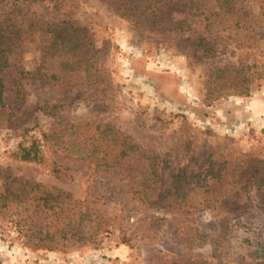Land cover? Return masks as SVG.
I'll return each instance as SVG.
<instances>
[{"label":"rangeland","instance_id":"1","mask_svg":"<svg viewBox=\"0 0 264 264\" xmlns=\"http://www.w3.org/2000/svg\"><path fill=\"white\" fill-rule=\"evenodd\" d=\"M259 3L256 0L251 9L246 5L253 27L210 34L218 51L205 57L202 51L187 57L170 37L140 29L115 11L113 0H69L60 9L48 2L3 5L0 11L6 14L32 12L56 24L77 21L88 42L102 50L94 58L104 66L97 73L92 71L98 80L88 81L84 70L66 75L65 69L55 65V72L64 78L63 86L27 81L24 104L11 116L16 128L7 125L11 113L0 109V167L72 195L63 217L42 214L35 219L37 226L41 223L55 233L52 249L26 242L27 227L20 231L0 218V264H179L185 260L264 264V231L257 225L264 222V211L256 208L260 206L256 186L264 178V131L243 120L224 119L231 100L264 96V78L251 86L248 95L229 94L232 80L223 81L234 78L238 65L253 64L255 69L264 64ZM39 45L38 40L31 42L23 54L30 69L42 56ZM64 52L55 48V62ZM44 103L62 104L60 117L34 111ZM203 104L214 108L205 109ZM78 122L84 126H71ZM97 123L129 134L148 153L165 156L167 170L186 174L185 198L168 201L186 207L160 208L133 197L124 177L125 165H95L77 159L88 152L87 137ZM35 124L36 128L24 133L23 128ZM232 125H238L240 132L228 130ZM30 137L42 143L44 162L12 157L19 142ZM51 159L72 167L74 178L55 177L49 169ZM138 160L134 157L133 163ZM212 161L222 165V187L229 195L241 188L244 178L250 179V192L229 199L233 207L244 205L250 210L235 212L221 202L225 199L215 193L220 183L205 176ZM223 218L237 232L217 242Z\"/></svg>","mask_w":264,"mask_h":264},{"label":"trees","instance_id":"2","mask_svg":"<svg viewBox=\"0 0 264 264\" xmlns=\"http://www.w3.org/2000/svg\"><path fill=\"white\" fill-rule=\"evenodd\" d=\"M68 1L0 0V9L3 5L15 6L19 3L31 5L37 2H48L54 9H60ZM113 1L117 13L132 19L140 29L170 37L187 57H191L197 51H202L204 57L214 55L218 48L210 39V34L227 29H248L255 23L251 21L252 14L246 5H251V9L256 0ZM258 5L257 16L264 25V0H260ZM36 40L40 41L39 49L42 56L39 62L30 69L25 63L23 54L29 44ZM83 40L86 42L84 43ZM55 48L61 53L65 50L63 57L56 62ZM99 52L102 50L97 48L94 42H88L77 21L64 20L56 24L44 21L32 12H9L6 14L0 11V109L11 113L7 119L8 127L16 128L11 116L14 115L13 110L16 107L19 108L24 104L27 96V81L63 86L64 78L55 72V65L62 70L65 69L66 75L70 72L84 70V77L88 81L94 78L98 80V76L92 74V71L97 73L104 66L98 58H94ZM253 67V64L238 65L235 67L237 73L234 78L223 79V81L232 80L233 84L228 86L229 94L248 95L251 86L261 82L264 78V64L255 67V69ZM61 108L62 104L59 103H44L34 107V111L58 119L61 115ZM34 121L38 123L36 117ZM37 126L38 124H35L32 127L23 128L24 133H29ZM71 126L82 127L84 123L78 122ZM42 135L45 139L47 138V133L44 130H42ZM87 139L88 142L90 140L88 143L90 148L87 153L79 154L77 159L93 162L95 165H125L123 171L124 177L128 180L129 190L133 197L141 202H149V205L169 209H182L185 206L180 202L176 204H173L172 201L168 202L171 198H185L187 179H183V177L187 175L180 170L176 172L171 169L167 170L165 156L148 153L129 134L114 129L106 123H97L94 132ZM26 141L19 142L17 149L12 152V157L15 160L44 162L45 150L40 140L37 137H30ZM136 156L139 160L133 163ZM51 161L49 169L55 177L65 181L74 178L72 167L56 159H51ZM240 167L237 168L240 169ZM221 168L222 165L216 166L212 161L205 171V176L220 183L221 187L215 193L225 199L221 202L225 203V207L235 212L250 210L244 205L233 207L231 204L233 201L229 200L241 198L240 195L244 192H250L248 190L250 179L244 178L245 182L241 188L235 190L234 195H229L222 187L225 179L220 177ZM244 172L245 170L242 168L241 173ZM242 174H238L239 180L242 179ZM258 181L256 191L259 192L258 200L261 207L256 208L264 211V178H260ZM0 182V218H5L7 225L11 228L15 226L23 231V228L27 227L23 233L24 237H27L26 242L36 247L52 249L55 233L45 228L41 223L37 226L35 219L42 214H45V218L49 215H54L57 218L66 215L64 205L72 198L71 193L56 186L48 188L41 182L17 176L10 168L0 167ZM210 191L209 185L208 192ZM152 195H156L154 200H151ZM207 207L218 209L215 204H207ZM24 213H27L25 217H23ZM223 220L221 235L215 239L217 242L225 237H233L234 230H236L233 225L229 224V219L223 218ZM254 223L252 221L250 225ZM236 225H240V222ZM257 225L263 232L264 222H257ZM64 236L66 237V234ZM179 264L210 263L206 260H185Z\"/></svg>","mask_w":264,"mask_h":264},{"label":"crops","instance_id":"3","mask_svg":"<svg viewBox=\"0 0 264 264\" xmlns=\"http://www.w3.org/2000/svg\"><path fill=\"white\" fill-rule=\"evenodd\" d=\"M144 86H147V84H144ZM232 101L238 103V105ZM229 104L231 108L228 109L229 113L224 118L226 122H234V120L236 121V119H239V121H245L249 126L251 125L256 129L264 131V119L262 118V116H264V96H253L239 100H231ZM203 106L205 109H207V107L208 109L214 108V106H206L205 104H203ZM235 112L238 113V115H235ZM228 130L233 133L240 132L238 125H232Z\"/></svg>","mask_w":264,"mask_h":264}]
</instances>
